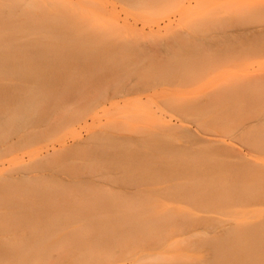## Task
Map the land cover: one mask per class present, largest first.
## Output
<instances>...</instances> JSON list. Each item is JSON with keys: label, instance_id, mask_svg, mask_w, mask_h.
Returning <instances> with one entry per match:
<instances>
[{"label": "bare ground", "instance_id": "1", "mask_svg": "<svg viewBox=\"0 0 264 264\" xmlns=\"http://www.w3.org/2000/svg\"><path fill=\"white\" fill-rule=\"evenodd\" d=\"M123 1L127 5L136 4L134 7L140 8L144 13H154L153 9L163 11L162 8L166 9L164 5L168 6L166 3L172 0ZM226 3L229 5L226 6ZM245 3L246 0H231L221 4L225 7L219 4L220 9L215 7L216 10L214 8L205 13L194 14L193 17L182 16L180 23L174 28L167 27L164 35L153 31L142 34L125 22L119 25L125 36H121L116 27L106 28L100 33L101 36L124 42L120 56L114 49L107 55H90L89 52L98 49L88 47L87 56L80 59L86 64L80 65L77 60L57 55L41 58L39 63L32 59L35 67L30 71L28 79L22 77L18 84L6 91L0 90V94L5 96L4 100H8L12 106L0 113V139L7 132H11L9 137L12 138L25 128L47 122L50 119V105H46L45 101L58 97L59 94H66L68 97L62 100L71 104L82 102L90 92L97 90L109 93L106 97L108 100L126 98L129 95L141 96L149 91L155 80L164 78L172 82L182 74L192 73L195 68L206 67L219 60L222 62V55L224 61L227 60L226 56L239 55L247 45L242 47L238 44L239 48L234 44L237 41L234 39L236 36H233L237 30L232 39L229 36L231 29L225 30V26L222 32H217L219 29L214 31L211 26L214 28L227 24L230 27L242 24L245 18L249 21L255 15L257 18L259 14L264 16V11L259 7L246 8L243 7ZM157 12L155 15L159 16ZM197 33L200 35L195 38ZM190 35L198 39L197 42L193 38L189 40ZM260 39L262 41L264 37ZM248 40L251 41L249 38ZM5 45L3 48L8 47ZM253 45H249L251 50L257 52L258 44ZM236 57L238 60L239 56ZM65 59L75 65L68 67ZM154 76L159 78L154 79ZM263 86L264 74L261 73L245 79L236 77L224 80L216 87L195 95H166L163 99L165 104L175 108L181 115L178 123L166 121L156 112H149L145 117L148 125L135 135L113 137L105 130L92 131L50 153L29 156L27 160L13 163L10 168L0 169V264H37L47 261L50 257L47 248H51L50 246L54 249H104L103 255L108 256L112 254L110 249L137 248L146 242H162L172 250L186 247L196 253L191 264H259L264 259V162L259 158L254 161L246 159L233 144L222 139L229 136L230 141H235L248 150L264 149ZM149 96L150 94H146V98ZM185 123L194 124L199 133ZM160 137L181 139L180 144L184 147L185 154L183 160L188 163L150 160L146 157L147 151L142 159L137 154L124 155L109 145V150L99 148L103 140L109 141L112 138L116 144L128 145L130 150L140 153L138 147L155 146L156 139ZM75 155L87 157L91 167L86 170L95 173V182L86 179L87 172L80 181L74 176L69 179L61 178V172H57L58 166ZM179 166L207 171V175L203 177L205 180L194 177L184 183L176 180L175 175H168L171 169ZM212 171L213 174L207 177L208 172ZM215 173L216 180L212 178ZM166 183L167 185L159 186ZM93 184L97 189L93 188ZM163 195L183 198L194 205L205 201L206 207L216 206L217 202L222 205L223 213L229 216V221H226L229 225L222 227L216 235L200 236L198 244L185 238H165L166 234L160 227L156 224L149 226L141 213V210L154 212L158 206H163L159 200ZM235 199L239 200L238 204L258 200L259 203L255 204L263 206L247 209L252 204H242L241 209L239 205L232 203ZM236 206L238 209H233ZM181 210L184 212L187 209ZM130 211L135 213L130 214ZM195 219L189 221L194 230L191 232L192 236H196L200 229L197 228L199 222L196 223ZM110 223L136 226L137 229L112 231V228L108 229ZM56 227L82 228L94 232H49L50 228ZM208 227L212 229L216 225L212 222ZM47 241H50L49 244ZM93 256L97 260L104 257L99 253ZM156 258L152 264H166L173 259L181 262L190 259L177 253L169 257L157 255Z\"/></svg>", "mask_w": 264, "mask_h": 264}, {"label": "rangeland", "instance_id": "2", "mask_svg": "<svg viewBox=\"0 0 264 264\" xmlns=\"http://www.w3.org/2000/svg\"><path fill=\"white\" fill-rule=\"evenodd\" d=\"M170 2L166 3L168 6L164 5L166 9L162 8L163 11L153 9L154 13H152V11H150L151 13H144L140 8L134 7L136 4L134 5L131 2L132 4L127 5L123 0H0V90L6 91L7 88L18 84V82L23 79L22 77L28 79L30 71L35 67L32 65V59V61L35 60L39 63L40 60H42L41 58L57 55L58 57L65 56L72 60H77L80 65L82 63L86 64V62H82L80 59L87 56L86 53H88V51L86 49H88V47H96L98 49L89 52L90 55H96V53L107 55L112 52L111 49H114L117 50L120 56L122 48L124 47V42H120L121 40L113 35L112 36L115 37L117 41L108 36H101L100 33L106 28L116 27L119 29L121 36H125L124 33H121L123 28L119 27V25L125 22L131 24L142 34H148L153 31L164 35L168 28H174V26L180 23V18L182 16L193 17L194 14L205 13L215 7L220 9L221 7H225L221 6V4L224 5L225 2L229 3L231 0H172ZM218 5L221 7L218 8ZM225 5L227 6L229 4L226 3ZM170 6L172 8H170ZM133 8H137L138 10ZM194 10L197 13H195ZM155 12L159 13V16H157L158 14L155 15ZM251 17L253 16H250V18ZM258 17L259 18L255 15L251 18L252 20L248 17L250 19L249 21L245 18L244 20L246 22L242 20V24H237L239 26L236 24L230 27L227 24H223V27L218 26L213 28V25L211 26V29L214 31L218 28L219 30H217V32H222L223 28L226 26L225 30L231 29L229 30V36L231 37L234 35L233 33H235V30L239 31V33L236 31L233 36H236L234 39L235 42L237 41L234 44H237V46L238 44L241 46L247 45L245 46L247 50L245 47L243 50L245 53L241 51L239 55L231 54L229 57L226 56L227 60L225 61L223 58L224 55H222V62H220L221 60L217 63L213 62L210 64L211 66L208 64V67L206 66L207 68L203 66L202 68H195L192 73L184 74V76L182 74L178 79L171 80L172 82L164 78L163 80H155V84L146 93L150 94L148 98H146V94H142L141 96L129 95L126 98L117 97L113 100H108L106 97L109 93L105 90H97L94 93L90 92L86 99L77 104L66 103L62 100V98L68 97L66 94H59L58 97L54 96L49 98L45 101L46 105H50V119L47 122L31 128H25L16 133L12 138L9 137L11 132H7L3 135L4 138L0 139V169L10 168L13 163L27 160L29 156L32 157L50 153L62 145H69L80 137H85L92 131L105 130L106 133H109L113 137L135 135L142 127L148 125L145 117L149 112L151 114L156 112L158 115H161L164 120L178 123L181 115L175 111V108L173 109L165 104L163 99L166 98V95L170 97L195 95L216 87L224 80L236 77L245 79L254 74H264V46H262L263 48L261 47V45L264 44V40L261 41L260 39L264 37V16L262 17L259 14ZM232 29H234V32ZM98 35L102 37V40H100ZM199 35L200 33H197L194 37L197 38ZM189 37V40H192L193 37L191 35L188 36V38ZM15 38L17 40H15ZM195 38H193V41L196 40L195 42H197L198 39ZM236 38L238 39L236 40ZM248 38L251 39V41L248 40ZM9 41L12 43L15 42L10 44ZM5 43L8 47L3 48ZM248 44L250 46L258 44L259 46L256 45L258 51L251 50ZM10 46H13V49ZM260 50L262 52H259ZM253 51L255 52L254 54ZM236 56H239L238 60ZM228 59H231V61ZM65 61L68 67L72 66L73 63L71 61L68 59H65ZM201 71H203V73H201ZM154 77H156L154 79L159 78V76ZM4 98L5 96L0 94V113L6 111V109L12 108L8 100H4ZM185 125L192 128V130L196 129L195 125L192 123H185ZM196 131L199 133L197 129ZM207 137L215 138L213 136ZM222 140L233 144L235 149L240 151L246 159L254 161V159L259 158L264 162V149L248 150L246 147L235 143V141H230L229 136ZM156 141L157 143L154 144L155 146L152 145L150 148L138 147L140 153L136 152L134 149L130 150L128 145H122L121 143L116 144L112 138L109 141L108 139L103 140L99 148L109 150L108 147L110 146V148L113 147L124 155L129 156L137 154L142 159L145 158V152L147 151L146 157L150 160L178 161L183 164L188 163L183 160L185 154L183 153L184 147L180 144L181 139L160 137L156 139ZM88 163L87 157L75 155L58 166L59 171L57 172H61L60 176L62 179H69L71 176H74L78 181L82 180L84 178L83 174L87 172L88 175L86 179L89 182H95L93 178L95 173L86 170L90 166ZM172 170L173 169H171V172H168V175H175L176 180L184 183L188 181L189 178L194 179V177H196V179H198L207 175V171L198 169L192 170L189 169L188 166H179L177 169ZM212 174L213 171L211 173L208 172L207 177H210ZM212 178L215 180L217 179L216 173ZM203 180L205 179L203 178L202 181ZM163 185H167V183L160 184L159 186ZM93 188L97 189L94 184ZM159 200L163 206H158L154 212H150V210L146 212L141 210V213L144 215L145 221L149 223V226L156 224V226L160 227V230L166 234L165 238L167 236L173 237L172 239L185 238L187 241H194L195 244H198L197 240L200 236L216 235L220 233L222 227L229 225L228 222H226L229 221V216L223 213L222 205H219L217 202H215L217 204L216 206L206 207L207 203L205 201L204 203L194 205L176 196L163 195ZM238 202L239 200L235 199L232 203L239 205V207L242 204L245 206L252 204V206L247 209L254 207L262 208L263 206L255 204L259 203L258 200H249L240 204H238ZM185 208L187 210L183 212L181 209ZM240 208L242 209V207ZM233 209H238V206ZM134 213V211H130V214ZM157 214L159 215V217H157L159 219L155 217ZM154 217L156 220H154ZM191 217L194 219L196 218V223L199 222L197 224L199 227L197 228L200 229H198L199 232L196 236H192L191 233L194 231L192 226H190V222L194 221ZM180 218L181 220H179ZM212 222L216 227L211 229L208 225ZM108 225L110 226L108 229L112 228V231H124L129 228L137 229L136 226H118L112 223ZM76 230L78 229L56 227L50 228L49 232L61 234ZM78 231L94 232V230L82 228ZM49 242L50 241H47V244H49ZM166 245L162 242H146V244L137 248L123 250L110 249L112 254L108 256L103 255V253H105L104 249H99L97 251L91 248H79V250L78 248L76 249V247L54 249V247L50 246L51 248H47L50 254L49 259L44 262H38L37 264H99V262L120 261H140L141 264H152L153 260L157 259V255H159V257H169L173 253L182 254L190 259H184L183 262H181L179 259L174 260L172 258L173 260L170 259L171 262L166 264H191L192 257L196 254L194 251L188 250L186 247H178L179 249L172 250ZM108 246L111 247L110 245ZM97 253L104 257L97 260V257L93 256Z\"/></svg>", "mask_w": 264, "mask_h": 264}, {"label": "snow or ice", "instance_id": "3", "mask_svg": "<svg viewBox=\"0 0 264 264\" xmlns=\"http://www.w3.org/2000/svg\"><path fill=\"white\" fill-rule=\"evenodd\" d=\"M246 8H256L259 7L261 11H264V0H246V3L243 5ZM28 264V262H25ZM99 264H141L140 261H120V262H99ZM204 264V262H201ZM259 264H264V259H262Z\"/></svg>", "mask_w": 264, "mask_h": 264}]
</instances>
